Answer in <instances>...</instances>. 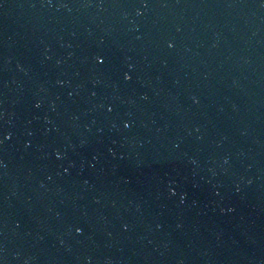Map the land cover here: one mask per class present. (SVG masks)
<instances>
[{
    "label": "water",
    "instance_id": "1",
    "mask_svg": "<svg viewBox=\"0 0 264 264\" xmlns=\"http://www.w3.org/2000/svg\"><path fill=\"white\" fill-rule=\"evenodd\" d=\"M0 264H264V0H0Z\"/></svg>",
    "mask_w": 264,
    "mask_h": 264
}]
</instances>
